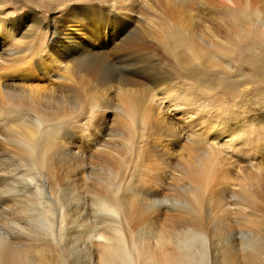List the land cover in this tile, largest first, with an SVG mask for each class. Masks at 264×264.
Masks as SVG:
<instances>
[{
    "label": "bare ground",
    "instance_id": "obj_1",
    "mask_svg": "<svg viewBox=\"0 0 264 264\" xmlns=\"http://www.w3.org/2000/svg\"><path fill=\"white\" fill-rule=\"evenodd\" d=\"M223 1L228 4H234L235 2V0ZM252 1L264 6V0ZM254 3H252V5ZM87 14H80L79 17L75 14L69 18V21L66 24H57L58 22L51 24L46 22L43 24L47 38L43 44L41 43V48L39 49L38 54L36 53L37 56L35 55L36 57L33 60L28 59L24 61V65H22V63H16L18 67L16 65L15 69L20 67V74L25 73V77L20 75L22 76V79L24 78L30 81L36 80V76L32 74L31 71V69L34 68V65L39 66L44 73H49L50 71L62 73L61 71H66V74H68V76L65 77V79H67L64 86L65 88L63 87L64 83L62 84V81H59L66 93L63 91L64 89L61 90V84L53 86V88L56 86L59 87L52 89L51 92L45 91L42 94L40 91L41 94L37 93V95L40 96L38 97L40 98L39 103L41 104H38L36 109L33 108L35 109L33 111L34 114L27 121L25 120L26 123L23 126L24 129L22 128L24 131H22V136L20 138V153L27 157L28 169L41 172V169L49 164L51 159L49 151L54 150L55 148L54 142L56 143L55 139L60 132L58 130V125L60 121L64 120L66 114L74 113V116L70 117L69 123L66 122L62 129L65 139L61 150L63 154L70 157L68 159H72L74 162L81 161L78 155L74 152V143L77 133L74 123H79V119L86 118V120L80 124H85L83 126L89 124L88 130L95 131V129L98 130V127H100L98 122L102 121L103 123H106V117L108 114H111L117 130L120 131L126 129L127 132L120 135L126 136L124 142H127V145L131 142L132 138L137 136V139H139L140 142H142V140L145 141V143H143L144 146L153 150V153H151L155 158L157 152H162L163 154H161L167 159L174 150L180 152V155L185 153L188 156L187 159L184 160L186 162L185 165L183 164L184 171L195 181V191L191 196L192 203L189 205L186 204V209L195 217V219L199 220L206 189L209 184L214 181L212 175L218 173V170L213 167L215 162H213L212 159L213 157L217 161V155L212 152L218 150L224 153L225 150H229L230 146L233 143L235 144L238 137H240L239 133L241 132V135L243 133L241 131L242 128H239L240 132L237 134L233 133L234 129L233 132L230 130L232 126L238 124L239 121L236 120L237 118H235V115L233 114V112L236 111L234 110L236 102L230 104V112L228 110H220L214 102L208 103L201 101V97H196L192 93L193 90L189 88L188 85L185 88L183 85L184 81L182 80V82L180 79L183 76L190 77L191 73L194 72L196 73L191 77L195 78L199 75V71L197 70V72L191 67L195 66L194 61L205 60V63L210 64L209 54L214 52V50L217 52L218 48L214 49L213 47L211 48V46L208 47L206 45L208 47V49H206L201 47L197 42L196 44L186 45L189 48L187 50L190 51L191 55L196 59H189V57L183 58L185 55H179L180 57L177 56L178 59H176V62L181 63V66L178 65L180 66L178 68L182 71L187 70L191 73L185 71V73L177 74V76H175L179 71L176 73L173 71L169 60L162 54H159L157 46L149 41L148 35L145 36L140 32L141 28L139 26L137 27L134 25L136 27L130 28L129 30V27L113 26L111 25L112 22L105 24V22L102 21L103 17L98 10L94 13ZM252 15L254 16V12ZM111 17L113 20V14H111ZM249 21L250 20H248V22ZM238 24L240 23H236V25L233 24L232 26L234 27L233 32L238 38L236 41H242V39L245 41L246 39H249V31L246 29L248 27L245 28ZM247 26H249V24ZM251 26L253 27L254 25ZM39 27L40 19L37 18L36 14L32 15L28 13L26 15H21L19 18H13L8 21L0 20V35L4 34L5 37L9 38L11 43L13 41L15 44V40L18 38L16 37L17 35L27 36L33 28L39 30ZM108 35L109 38L107 40ZM254 38L257 43L264 45V21H262L254 30ZM18 40L19 39L16 41L18 42ZM207 42L209 43L210 41L208 40ZM210 48L214 50L212 51ZM212 54L214 55V53H211V55ZM215 62L217 63V61ZM216 65L217 64H215L214 67ZM55 72L53 73L54 75ZM8 73L9 71L6 72L4 70L1 72L0 76L6 78L10 74ZM12 75H10L12 79H17V76L13 77ZM55 77L62 79L58 75H55ZM3 81L0 84V89L3 93L0 94H3L7 98L10 96L14 97L13 99L21 96L25 98V94L29 96L31 93L30 89L16 88L10 84L2 85ZM40 87L41 86L34 85V90ZM51 88L52 87L47 85V87L45 86L40 89L49 90ZM55 91H57V94H53ZM242 91L243 90H241V92ZM235 93L236 92L230 93L229 91L228 96L240 99V95L244 94L242 92L239 95H234ZM196 95L200 94L197 93ZM112 98H115L114 103H112L113 101L110 102ZM33 99L35 98L33 97ZM79 106H83V110L88 112L87 117H83L82 111L78 109ZM203 113H205L206 116L204 114L198 117ZM255 118L256 120H260L258 117ZM175 120L178 122L176 123ZM195 120H200V124H198L199 129L194 125ZM72 121L73 123H71ZM135 122L138 123V127L143 128L145 131L143 134L142 132H138V128H135ZM255 124L258 126L257 129L260 136H264V124L260 125L258 121ZM204 129H207L206 133H208L203 137H206L210 141L208 140L204 142L205 144H208V148L205 150L206 153L204 156L199 157L192 148L189 150L188 146L183 145L182 141L188 140L192 144L199 142V136L205 132ZM198 130L201 133H197ZM248 134L249 133H247V135ZM262 140L263 139H261V141ZM17 141L19 143V140ZM244 141L242 143H245ZM6 142L8 143V141ZM132 144L133 141L131 145ZM192 144H190V146ZM225 144H227L228 147H222ZM246 144L247 143H245V145ZM260 144L261 143L259 142V145ZM252 145H254L253 147L256 149L255 152L258 151L256 156H260V152H262L260 150H262V148H260L257 142ZM262 145L264 146V144ZM138 150L140 151V149ZM208 151H210L209 154H207ZM218 153L221 154L220 152ZM245 153L243 155L245 160H247L252 154H249L246 157ZM5 154V149H0V264H46L44 255H39L37 253L41 242H43L41 240L43 238H37L38 241L41 240L38 243L31 242L34 238L31 234L37 231L42 232L44 237L49 238L48 240L56 247L58 254L56 257H60L59 264H77L70 259V255L74 250H81L88 255V258L83 264H201V258L203 259L202 253H206L207 255V242L205 249L203 246L205 244L204 241L206 240V236L209 235L201 230L200 223H197L195 226L191 225V227L187 229V233L185 232L183 235L177 234V237H175L174 240L168 241L164 238V240H157L156 238L154 245L137 236L134 238L130 236L128 239L123 234V230L114 222L117 221L123 205L122 200L117 197V195V198L97 199L95 201V213L101 215L104 214L108 220H113L110 222V225H103L98 229L90 225L92 223L89 224L86 217L88 214L87 209L82 203L68 206L64 205L62 206L63 209H56L54 208L55 206H53L55 205L54 198L50 195L49 200L47 201L52 200L54 203L50 201L46 203L45 206H40L42 204L41 198L43 197L44 191L41 179L42 175L39 174L36 177L27 178L24 173L20 172L22 170V165L15 163L11 156L9 159L4 158L3 156ZM254 155L255 154L252 156ZM164 157L158 158L156 161L154 160L156 163L163 164V169H165ZM261 160L263 161V158ZM237 165L238 164H236V167ZM254 167V169L251 167L248 169L254 170L258 174V168H261L257 166ZM88 169L90 171L83 174L84 180L87 182V180L93 179L94 181L102 183V178L98 180V175L91 172L93 171V168L88 167ZM239 169L240 167L238 170ZM84 170L85 168L81 169L82 172ZM105 171L108 180L113 176L115 179L113 170L107 168ZM223 171L225 172V170ZM242 172L244 174V171ZM100 173L101 172H99V174ZM220 173L217 176L220 177V175H222V173ZM159 174L160 173H153V175L150 174L149 180L147 179L144 181L143 185H140L141 187H138L137 189L141 200L148 207L153 209L164 208L167 207V205H170L168 204L169 200L167 196H163L153 188L151 189L148 188V186H145L149 184L151 186V184L154 183L157 184L160 180ZM223 175L221 177H223ZM213 177H215V175ZM216 179L217 178H215V180ZM245 180L248 181L246 184L248 187L244 184L240 186V191L246 196V198L244 197L245 200L247 199V201L250 202L254 201V193L251 192V187L249 186L251 183L254 185L259 182H257V180L250 174L246 177L244 176L241 182H245ZM220 181H223V178H221ZM109 189L113 191V194L118 193L119 182L114 186L111 185ZM27 195L28 198L30 195H34L38 197V199L32 204H28L24 201L27 198ZM54 197L56 199V196ZM39 206L40 209H38ZM32 221H34L35 228L30 227V224L33 223ZM29 235H31L32 239L27 240L26 236L28 238ZM22 237L25 238L23 239ZM246 238L247 237H245L244 240ZM43 240L46 241L45 239ZM244 240H242V245L245 246L242 249V254L240 253V256H235V254L229 252V248L226 245L223 244L224 246H218V244H215V240H210V242H214L213 244L215 246L217 245V250H219H216L217 254L213 253L212 264H218L219 258H216V255L220 256L221 259L219 261L224 262L225 264L229 260L230 263L239 262L240 258L246 260L247 264H262L264 260V240L253 236H249L246 242ZM194 241L200 242L199 244H202V246L197 248V246H195L197 243H193L194 248H191L192 242ZM169 243H173V247L168 249L165 248ZM214 245L211 246L214 247ZM211 246L210 248H212ZM94 247L97 249L94 250ZM234 248L235 247H233V249ZM77 253L79 252L77 251ZM26 254H29V256ZM80 256L81 255H79V257ZM49 259L54 261L56 258ZM50 263L53 264L54 262Z\"/></svg>",
    "mask_w": 264,
    "mask_h": 264
},
{
    "label": "rangeland",
    "instance_id": "obj_2",
    "mask_svg": "<svg viewBox=\"0 0 264 264\" xmlns=\"http://www.w3.org/2000/svg\"><path fill=\"white\" fill-rule=\"evenodd\" d=\"M254 2L255 1L252 0H235L234 4H228L223 0H0V20L8 21L28 13L32 15L36 14L37 18L40 19L39 30L33 28L27 36L17 35L16 37H18L17 39L19 40L17 42L16 39L15 44L13 41L11 43L9 38L5 37L4 34L0 35V61L2 62H0V74L4 70L10 73H8L9 76L6 78L0 76V84L4 80L2 85L10 84L16 88L20 87L31 90L29 96H27V94L24 95L25 98L21 96L13 99L14 97L10 96L7 98L3 94H0V149H5L6 151V156H3L4 158L9 159L11 156L15 163L22 165V170L20 172L24 173L27 178L36 177L39 174L42 175L41 179L44 191L43 197L41 198L42 204L40 206H45L46 203L51 201L52 203L55 202V205H53L55 206L54 208L63 209L62 206L64 205L68 206L82 203L87 209L88 214L86 217L89 224L92 223L90 225L98 229L103 225H110V222L113 220H108L104 214L95 213V201L97 199H113L117 195V197L122 200L123 205L117 221H114L115 224L123 230V234L128 239L130 236L133 238L137 236L145 241H149L152 245L155 244L156 238L157 240H174L177 234L183 235L191 225L195 226L197 223H200L201 230L209 235L206 236L207 241H204L205 244L203 246L205 249L207 242V255L206 253H202L203 259L201 258V264L213 263L212 257L214 254H217V245L215 246L213 244L214 242L218 244V246L223 244L226 245L229 248V252L235 254V256H240L245 246L242 245V240H244L245 237L248 238L249 236H253L264 240V146L262 145L264 144V136H260L257 129L258 126L255 124L257 121L260 125L264 124V45L257 43L254 38V30L264 21V6ZM252 3L254 4L252 5ZM95 10L101 13L103 17L102 21L105 22V24L112 22L111 25L113 26L129 27V30L130 28L139 26L141 28L140 32L145 36L148 35L149 41L157 46L159 54H162L169 60L173 71H175V73L179 71L175 76L185 73V71L189 72L187 70L182 71L178 68L181 66V63L176 62V59H178L177 56L180 57L179 55H185L183 58L189 57V59H196L191 55L190 51L187 50L189 48L186 45L196 44L197 42L201 47L206 49H208L209 46L214 49L218 48L217 52L214 49V52H211L212 49L210 48V52L214 53V55H211V53L209 54L210 64L205 63V60L194 61L195 66L191 67L195 71L198 70L199 75L193 78L191 76L196 72H189L191 76H183L180 81L183 80L184 87L186 88L188 85V87L193 90L191 91L196 97L200 96L202 99H200L201 101L208 103L214 102L220 110H228L230 112V104L236 102L234 105V110L236 111H234L233 114L235 118H237L236 120L239 121L238 124L233 125L230 130L233 132L234 129L233 133L237 134L240 132L239 128H242V133L246 135L244 137L240 132L239 136L242 137H238L235 144L233 143L231 145L233 149L230 146L229 150H225L226 153L218 150L212 152L217 155V161L213 157L212 159L213 162H215L213 167L218 170V173H214L215 177L212 175L214 181L210 183L206 189L199 220L195 219L186 209V204L189 205L192 203L191 196L195 191V181L184 171V165L186 164L184 160L187 159L188 156L185 153L180 155V152L174 150L169 158L166 159L162 155V152L158 153L155 151L157 152L155 158V156L152 155L153 150L144 146L143 143H145V141L142 140V142H140L137 136L132 138L131 142L127 145V142H124L126 136L120 135L122 133L125 134L127 132L126 129H122L123 132L122 130L118 131L111 114H108L106 117V123L102 121L98 122L100 127H98V130L95 129V131L88 130L89 124L86 126H83L85 124H80L83 123L86 118H81L79 119V123H74V127L77 129L74 152L81 161L74 162L72 159H68L70 157L63 154L61 150L65 139L62 129L66 122L69 123L70 117L74 116V113L66 114L64 120L59 122L58 130L60 132L55 139L56 143L54 142L55 148L49 151L51 154L50 162L41 169V172L28 169V159L25 155L20 153V138L22 136V131H24L23 126L26 123L25 120L27 121L34 114L33 111L36 109V106L41 104L39 103L40 96L37 95V93H40V91L42 94L45 91L51 92L52 89L59 87L56 86L53 88V86L61 84L59 81H62V84L64 83V87L67 82L65 77H67L68 74H66V71H61L62 73L50 71L52 74L50 72L44 73L39 66L34 65L31 71L32 74L36 76V80L30 81L24 78L22 79V76L25 77V73L20 74L21 68H17V64L22 63V65H24V61L28 59L33 60L37 56L41 48V43L43 44L47 38L43 24L46 22L50 24L56 22H58L57 24H66L69 18L75 14L79 17L80 14L94 13L96 12ZM259 11L262 12L260 13ZM250 12H254V16ZM111 14H113L114 21L112 20ZM248 20L250 21L248 22ZM236 23H240L238 25L244 26L245 28L248 27L246 29L250 32H248L249 39L245 41L244 39H242V41H236L238 38L233 32L234 27H232L233 24L236 25ZM248 24L249 26H247ZM251 25L254 26L252 27ZM108 38L109 35L107 40ZM206 40L210 41V45ZM215 61H217V63ZM215 64L217 65L214 67ZM16 65L17 69H15ZM54 72L56 76L58 75L62 79L55 77L53 74ZM10 75L13 77L17 76L18 80L12 79ZM62 84L61 90L65 88L62 87ZM34 85L41 86L40 88L47 87L48 85L52 88L49 90L36 88L35 91ZM241 90H243L242 92L244 94H241ZM63 91L66 93L65 89ZM229 91L230 93L236 92L234 95L241 94L240 99L232 96L229 97ZM0 93H3L1 89ZM54 93L57 94V91L53 92V94ZM197 93L200 95H196ZM33 97L35 99H33ZM110 102L114 103L115 98H112ZM78 109L82 111L83 117H87L88 112L83 110V106H79ZM204 114L205 113L200 114L198 117ZM255 117H258L260 120H256ZM71 123H73V121ZM198 124H200V120H195L194 125L197 129H199ZM135 128H138L139 133L142 132L143 134V132H145L142 127H138L137 122H135ZM204 130L205 132L199 136V142L192 144L188 140L182 141L183 145L188 146L189 150L192 148L199 157L204 156L206 153L205 150L208 148V144L204 142L209 139L203 137L208 132L206 133L207 129ZM197 133L201 132L198 130ZM247 133L249 134L247 135ZM261 139L263 140L261 141ZM17 140H19V143ZM6 141H8V143ZM132 141L133 144L131 145ZM243 141L247 143V146L245 143H242ZM255 142H257L258 145L259 142L261 143L259 145L260 148H262V150H260L262 151L260 152V156H256L258 151L255 152L256 149L253 147L254 145H252L255 144ZM189 143L192 145L190 146ZM226 146L227 144L222 147ZM138 149H140V151ZM233 150L238 153H234ZM209 152L210 151H208L207 154H209ZM244 153L246 157L249 154L255 155H251L249 159L247 158V160H245ZM163 157L165 158V169H163V164L155 162L158 158ZM262 158L263 161L261 160ZM236 164H238L237 167ZM252 165L253 167L257 166L261 168H258V174L254 170L248 169L250 167L254 169L255 167L253 168ZM88 167L93 168L91 172L98 175V180L102 178V183L94 181L93 179L87 180V182L84 180L83 174L90 171ZM239 167L241 170H238ZM82 168H85L83 172L81 171ZM107 168L113 170L115 179L114 176L109 180L107 179L105 173ZM223 170H225V172ZM220 171L222 175L225 173L228 176L231 175L232 178L225 174L223 177H221L222 175H220V177L217 176ZM242 171H244V174ZM99 172L101 173L99 174ZM237 172H241L242 174H238ZM153 173H160V183L151 184L152 187L150 184L145 186L151 189L153 188L163 196H167L169 200L168 204H170L164 208H157L160 210L148 207L141 200L139 192L137 191L138 187H141L140 185H143L144 181L147 179L149 180L150 174L153 175ZM249 174L259 182L254 185L251 183L249 186L255 197L254 201H251L252 203L247 201V199L245 200L246 196L240 191V186L246 185L248 182L247 180L241 182L242 178ZM215 178L217 179L215 180ZM221 178H223V181H220ZM118 182V193L113 194V191H111L109 187L111 185L114 186ZM246 186L248 187V185ZM50 195L54 198V202L52 200L47 201ZM54 196H56V199ZM37 199L38 197L34 195H30L29 198L27 195L24 201L28 204H32L37 201ZM40 206L38 209H40ZM32 222L30 227L35 228L34 221ZM41 233L40 231L33 232L31 235L34 238L32 239L31 235H29L28 238L26 236V239H32V243H38L42 240L43 242H41L37 253L39 255H44L46 264H52L50 262H54L53 264H57L58 262L59 264L60 257H56L58 255L56 247L48 240L49 238L44 237V234L42 233V235ZM22 238L24 239L25 237ZM37 238H43L49 242L43 239L38 241ZM247 238L244 240L245 242ZM210 240L215 241H211V244ZM193 243H197L195 245L197 248L202 246V244H199L200 242L194 241L192 242L191 248H194ZM172 245L173 243H169L165 248L168 249L173 247ZM211 245H214V247ZM210 246L212 248H210ZM233 247H235V250ZM96 249L97 248L94 247V250ZM77 251L80 254L77 253ZM26 255L29 256V254ZM79 255L82 256V259ZM86 255L87 254L81 250H74L70 255V259L77 264H83L88 258V255ZM49 258L56 259L53 261ZM74 258L78 259L75 260ZM216 258H219V260L221 259L218 255H216ZM219 260L218 264H225ZM243 260L244 259L240 258L239 262L236 263H230L229 260L226 264H247V261L244 260L243 262ZM262 264H264V260Z\"/></svg>",
    "mask_w": 264,
    "mask_h": 264
}]
</instances>
